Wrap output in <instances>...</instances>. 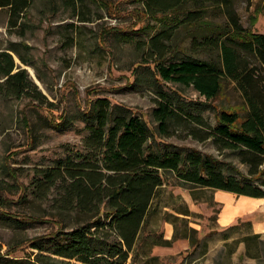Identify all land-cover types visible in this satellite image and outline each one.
<instances>
[{
    "label": "rangeland",
    "instance_id": "374dc122",
    "mask_svg": "<svg viewBox=\"0 0 264 264\" xmlns=\"http://www.w3.org/2000/svg\"><path fill=\"white\" fill-rule=\"evenodd\" d=\"M24 2L18 16H11L9 7H0V52H9L14 72L25 69L31 82V88L17 96L8 93L0 77V255L24 257L30 252L27 239L58 228L62 187L58 182L39 191L36 182L56 160L87 152L83 138L88 130L79 116L89 100L104 98L141 117L151 130L153 148L195 149L247 171L235 152L219 149L211 137L205 138L219 110L244 111L235 83L224 78L220 93L208 100L192 86L163 81L157 72L158 55L151 47V38L163 32L160 41L167 51L162 61L186 57L215 61V48L202 50L196 45L211 25L227 21L217 8L208 7L205 20L196 26L180 28L175 24L184 11L148 18L142 2L135 0ZM260 3L233 1L242 25L264 34ZM163 94L181 106L166 132L153 116ZM61 115L72 119L69 128L49 126L48 120L58 121ZM216 193L183 184L169 174L129 264H256L253 258L241 257L244 246L235 241L251 231L247 221L264 220L257 213L264 205L256 214L221 225L224 203ZM79 219L66 222L71 226ZM159 235L168 243H154Z\"/></svg>",
    "mask_w": 264,
    "mask_h": 264
},
{
    "label": "trees",
    "instance_id": "16d2710c",
    "mask_svg": "<svg viewBox=\"0 0 264 264\" xmlns=\"http://www.w3.org/2000/svg\"><path fill=\"white\" fill-rule=\"evenodd\" d=\"M135 1L142 2L148 18L184 11L175 24L180 28L203 22L208 7L225 15L226 22L211 25L208 34L197 38V49L215 48V61L193 57L162 61L167 51L160 41L163 32L151 38V47L158 55L157 72L163 81L192 86L208 100L220 93L224 78L235 83L244 100V111L219 110L205 138L211 137L219 149L235 152L247 171L195 149L180 152L173 147L153 148L149 144L151 130L141 117L129 114L124 107L111 106L104 98L89 100L79 116L88 130L83 138L87 152L56 160L36 182L39 191L58 182L62 187L58 228L27 239L30 252L24 257L0 255V264H129L153 201L169 174L192 187L264 198V34L242 25L234 0ZM260 4L258 11L264 12V0ZM24 6V0H0V7H9L11 16H18ZM15 67L13 56L0 52V77L9 94L20 96L31 88V82L25 69L14 72ZM180 107L177 99L163 94L153 111L161 131H167ZM48 122L59 129L72 125L69 115ZM23 189L26 192L28 187ZM71 217L80 219L68 226L66 221ZM246 223L251 228V222ZM153 242L168 243L161 235ZM235 243L244 246L241 257L264 264L262 233L250 231Z\"/></svg>",
    "mask_w": 264,
    "mask_h": 264
},
{
    "label": "crops",
    "instance_id": "0c3cea01",
    "mask_svg": "<svg viewBox=\"0 0 264 264\" xmlns=\"http://www.w3.org/2000/svg\"><path fill=\"white\" fill-rule=\"evenodd\" d=\"M216 194L217 200L224 203L223 210L219 217L221 225H227L235 218H238V216L256 214L258 207L264 205V198H252L246 195L238 196L233 192H226L223 190H217ZM227 197L228 201H225V198ZM247 200L252 201L253 203H249ZM257 213H259L262 219H264V210ZM251 233H262L264 236V220H253L251 222Z\"/></svg>",
    "mask_w": 264,
    "mask_h": 264
},
{
    "label": "bare ground",
    "instance_id": "6f19581e",
    "mask_svg": "<svg viewBox=\"0 0 264 264\" xmlns=\"http://www.w3.org/2000/svg\"><path fill=\"white\" fill-rule=\"evenodd\" d=\"M247 202H249V203H253L252 201H248V200H247Z\"/></svg>",
    "mask_w": 264,
    "mask_h": 264
}]
</instances>
